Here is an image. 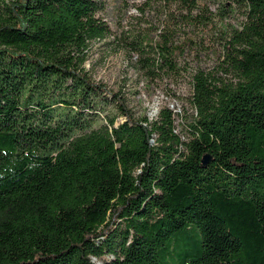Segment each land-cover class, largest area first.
Returning <instances> with one entry per match:
<instances>
[{
	"label": "trees",
	"instance_id": "16d2710c",
	"mask_svg": "<svg viewBox=\"0 0 264 264\" xmlns=\"http://www.w3.org/2000/svg\"><path fill=\"white\" fill-rule=\"evenodd\" d=\"M236 1L238 26L200 0L114 21L136 71L188 73L183 139L172 108L137 116L86 68L107 0H0V264H264V0ZM212 25L218 61L187 67Z\"/></svg>",
	"mask_w": 264,
	"mask_h": 264
},
{
	"label": "rangeland",
	"instance_id": "374dc122",
	"mask_svg": "<svg viewBox=\"0 0 264 264\" xmlns=\"http://www.w3.org/2000/svg\"><path fill=\"white\" fill-rule=\"evenodd\" d=\"M157 1L159 0H155ZM144 2L145 0H107L100 15L111 25L112 34L103 40L96 39L90 42L86 52L85 66L94 79L106 83L114 91H120L137 116L145 114L149 119H153L160 108H172L175 130L183 139H186L189 136V119L193 111L188 101L191 92V80L188 73L184 72L181 75L176 86L166 75L162 78H147L135 70L132 61L136 54L126 52L114 38V34L119 31L115 20L119 19L121 24L127 25L125 27L132 26L134 30L157 22L160 15L153 10V7H149L143 13L136 11L135 5ZM200 2L215 12L216 15L213 18L217 22L216 25L238 26L245 19V7L236 0H200ZM154 5L155 3L151 4V6ZM222 5L227 6L229 10L225 11L220 19L218 10ZM216 25H212L211 30L206 31L198 52L187 46L184 53L179 56L180 60L187 63V67L194 68L196 65L207 67L218 61L221 46ZM200 32L204 33L202 30ZM194 33H197V30ZM192 37L195 38L194 34ZM171 91H175V94ZM101 118L103 119L102 115Z\"/></svg>",
	"mask_w": 264,
	"mask_h": 264
},
{
	"label": "water",
	"instance_id": "95a60500",
	"mask_svg": "<svg viewBox=\"0 0 264 264\" xmlns=\"http://www.w3.org/2000/svg\"><path fill=\"white\" fill-rule=\"evenodd\" d=\"M207 159H208V155H204L203 158H202V162H203V163L206 162Z\"/></svg>",
	"mask_w": 264,
	"mask_h": 264
}]
</instances>
